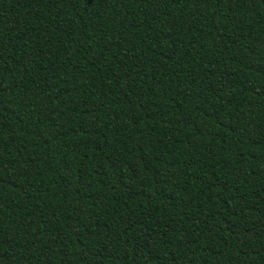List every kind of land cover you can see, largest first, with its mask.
<instances>
[{"label": "trees", "instance_id": "1", "mask_svg": "<svg viewBox=\"0 0 264 264\" xmlns=\"http://www.w3.org/2000/svg\"><path fill=\"white\" fill-rule=\"evenodd\" d=\"M0 264H264V0H0Z\"/></svg>", "mask_w": 264, "mask_h": 264}, {"label": "snow or ice", "instance_id": "2", "mask_svg": "<svg viewBox=\"0 0 264 264\" xmlns=\"http://www.w3.org/2000/svg\"><path fill=\"white\" fill-rule=\"evenodd\" d=\"M61 2H63V0H48V3L51 4L53 7H55L56 4L61 3ZM66 2L75 8V6L78 4H86L88 6H91L94 0H91L90 4L86 3V0H66ZM121 2L124 3L125 0H121ZM173 2H175V0H173ZM204 2H206V0H204Z\"/></svg>", "mask_w": 264, "mask_h": 264}]
</instances>
